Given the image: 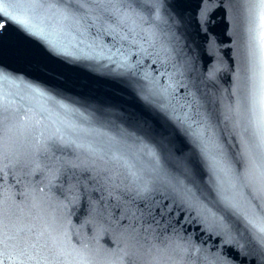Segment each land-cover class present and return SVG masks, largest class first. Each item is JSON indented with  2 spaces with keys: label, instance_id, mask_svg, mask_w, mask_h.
Listing matches in <instances>:
<instances>
[{
  "label": "water",
  "instance_id": "1",
  "mask_svg": "<svg viewBox=\"0 0 264 264\" xmlns=\"http://www.w3.org/2000/svg\"><path fill=\"white\" fill-rule=\"evenodd\" d=\"M259 3L138 0L139 6L132 7L140 17L118 24L112 5L89 0L86 7L96 11L79 30L58 31L57 49L10 24L0 45V71L53 99L6 81H0V97L15 100V106L59 111L64 124L53 115L34 135L0 128V230L11 234L31 225L42 231L58 221L77 251L63 245L51 252L38 249L31 259L5 264H119L124 253L125 264H208L204 256L264 264V242L245 219L264 215V197L256 191L259 172L248 155L255 122L264 111V44L259 40L264 9ZM43 26L52 27L47 21ZM116 49L129 55L130 63L141 61L135 75H124L107 59ZM146 73L158 87L170 86L177 115L187 110L179 104L193 96L199 101L211 125L204 132L212 138L209 156L194 135L196 123L186 130L155 106L157 98H145ZM56 101L79 111L65 119ZM100 106L117 114L119 128L130 134L127 143L117 128L101 122L94 111ZM229 107L232 120L226 122ZM213 156L224 171H213ZM125 161L135 164V177ZM250 169L251 184L240 179ZM165 205L171 211L161 214L157 209ZM78 240L100 252L80 251Z\"/></svg>",
  "mask_w": 264,
  "mask_h": 264
},
{
  "label": "snow or ice",
  "instance_id": "2",
  "mask_svg": "<svg viewBox=\"0 0 264 264\" xmlns=\"http://www.w3.org/2000/svg\"><path fill=\"white\" fill-rule=\"evenodd\" d=\"M100 3H107L112 5V15L114 16L118 24H125L128 20H132L133 17H140V13L137 12L133 7V3H137L138 0H98ZM89 3V0H15V2L5 3V0H0V45L3 44L4 39L7 35L8 27L11 25L17 26L21 31L26 35H29L34 38H39L42 42L49 46L51 49L58 48V41L55 38L58 31H64L65 29L76 28L77 30L87 22V20L92 16L95 9L86 7ZM116 3L126 5V8L117 7ZM76 5V6H74ZM259 7L264 9V0H260ZM107 10V9H102ZM40 17V23H36V18ZM97 19L100 17L97 16ZM156 18L161 19L159 15V10H157ZM143 19V17H141ZM260 28L264 29V11L260 13ZM47 21L48 25H51V30L46 26H43ZM130 32L134 29H129ZM253 29L250 28V32ZM121 39H127V36H121ZM259 40L264 44V31L259 35ZM143 51V49H141ZM64 55H71V53H63ZM115 57V59H113ZM107 59L112 63L116 64L117 69H123V74L127 75L131 73L135 75L136 73L133 69L136 68L138 64L141 63L140 60H137L135 63H130V56L126 55L124 52H120L119 49H116L115 52L109 50V55ZM264 77V73H262ZM143 79L148 81L147 96L157 98V104L155 105L159 109L168 112L172 118H174L177 123L184 127L187 126V129H191L192 123H196L198 128L194 130V135L197 140L203 145L202 151L205 156H209L212 152V148L209 147V141H212L211 137L205 138L204 132L210 129L211 125L208 123V114L202 110V106L199 101L193 96L191 101L186 100L183 104H179L180 108H186L181 115L176 114V105H174L175 97L173 96L172 91L169 87L157 86L155 78H151L147 73L144 75ZM0 81H6L9 83L19 85H24L31 93H35L41 98H46L52 100L53 97L49 96L46 92L41 90L38 87H35L31 84H27L25 81L11 79L8 75L0 71ZM264 88V83L261 85ZM143 90V89H142ZM23 100L24 97H21ZM160 101H163L161 103ZM58 108L63 110L65 119L70 112H78V109H71L69 105L63 103L62 101H56ZM261 104L264 105V98L261 100ZM15 100H9L7 97H0V128H6L9 132L15 130L20 136L34 135L38 131L45 120L51 119L55 115L56 119L64 124V120L60 119L61 112L55 111L47 107H41L38 111L30 107L29 105L21 103L19 106H15ZM94 111L99 112L100 120L102 123L111 124L114 128L118 129L117 135L127 143V138L129 133L126 130L119 128V125L116 123L118 116L117 114L110 112L105 109L103 106L98 107ZM83 116V113H80ZM232 120V109L229 107L228 112L225 115V121ZM238 122L234 124V127H238ZM56 132H60V128L56 129ZM43 135V133H41ZM63 137H61L62 139ZM113 141H116V137H112ZM38 142V141H37ZM119 141H116V144L119 145ZM133 143H136L134 140ZM143 144V141H140ZM214 143V142H213ZM248 155L249 163L251 168L259 172V181L256 191L261 197H264V111H262L255 122L254 131L252 138L249 140ZM147 147V145H144ZM148 154L156 158V152L154 149H149ZM114 159H122V157H117L113 153ZM212 159V169L214 172L224 171L223 167L220 165V161L216 160L215 157ZM158 164V159H157ZM125 166L129 169V173L135 177L136 172H133L132 169L135 167V164H129L125 161ZM38 167V165H37ZM3 170L0 169V172ZM242 181H246L251 184L254 182V176L251 169L249 174L246 176H241ZM182 185V182H180ZM147 190V189H145ZM43 192V188L40 189ZM86 191V189H85ZM191 191L190 189L188 190ZM227 206L235 208L236 206L230 201H226ZM67 208V205H64ZM167 209L169 212L171 208L168 205H165L164 208L157 209L161 214L164 210ZM0 214H2V209H0ZM183 219V218H181ZM247 223L259 234V238L264 242V215H245ZM177 224H180L183 227V224L180 220L177 221ZM51 229V230H49ZM76 244L79 245L80 251H94L99 253L100 249H92L89 246L88 241H77ZM71 246L73 251H77L75 245L71 244L69 238V232L65 230L63 223L56 222L55 225H48L44 230L38 231L34 226L23 225L18 227L13 233H9L6 230H0V255H3L4 259H0V264H5V260L16 259L17 257H28L31 259L30 253H36L38 249L48 250L49 252L53 251L57 246ZM193 248L194 252H200L198 247L194 245H189ZM9 249L12 251L9 252ZM187 251V248L183 249ZM127 253H124L119 260V264H125L124 257L127 256ZM203 259L208 261V264H230V262L224 257L217 256L216 259L209 260L208 256H204ZM21 264H24V261L21 260ZM128 264H132L129 260ZM192 264H195V261H192Z\"/></svg>",
  "mask_w": 264,
  "mask_h": 264
}]
</instances>
